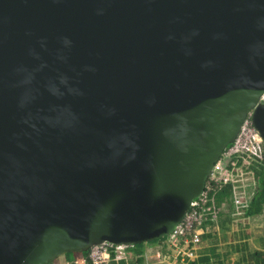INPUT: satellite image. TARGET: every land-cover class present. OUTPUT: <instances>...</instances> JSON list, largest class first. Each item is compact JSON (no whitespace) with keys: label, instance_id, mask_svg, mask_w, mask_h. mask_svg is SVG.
<instances>
[{"label":"water","instance_id":"95a60500","mask_svg":"<svg viewBox=\"0 0 264 264\" xmlns=\"http://www.w3.org/2000/svg\"><path fill=\"white\" fill-rule=\"evenodd\" d=\"M263 96L264 0H0V264L167 238Z\"/></svg>","mask_w":264,"mask_h":264},{"label":"built area","instance_id":"2783aa9c","mask_svg":"<svg viewBox=\"0 0 264 264\" xmlns=\"http://www.w3.org/2000/svg\"><path fill=\"white\" fill-rule=\"evenodd\" d=\"M261 101H264V96ZM257 165L264 167V142L248 118L235 142L213 168L204 193L192 202L189 213L170 236L139 255L133 252L135 245L105 242L89 250L88 263L194 264L203 248V239L217 233L219 228L215 191L231 186L230 200L234 207L231 216L243 224L252 218L247 216L246 210L257 189Z\"/></svg>","mask_w":264,"mask_h":264},{"label":"trees","instance_id":"16d2710c","mask_svg":"<svg viewBox=\"0 0 264 264\" xmlns=\"http://www.w3.org/2000/svg\"><path fill=\"white\" fill-rule=\"evenodd\" d=\"M255 175L258 184L256 192L246 210V214L249 217H255L264 213V167L262 165H257L255 167ZM214 195L219 211V217H231L234 208L232 201L230 200L231 186L228 185L218 189L214 192ZM239 230L235 231L239 233L229 236L230 249L228 250V253H226L227 257L224 260H222V255L216 252V249L213 246L219 243L218 233L215 232L212 235L206 236L203 239V244H210L211 246H207V248L205 247L203 251L201 250L200 256L194 264H227L225 262L230 260H228V258L234 256L236 259L232 261L231 264H264V249L255 248L249 243H246L245 241L248 239L247 233ZM162 240L163 239L153 241L148 243V245L161 244ZM133 250L136 255L141 254L144 250V244L135 245ZM88 254L89 251L80 254L69 253L64 256V259L66 264H74L75 262L80 261V259L85 260L88 263ZM58 263L59 260H56L50 264Z\"/></svg>","mask_w":264,"mask_h":264},{"label":"rangeland","instance_id":"374dc122","mask_svg":"<svg viewBox=\"0 0 264 264\" xmlns=\"http://www.w3.org/2000/svg\"><path fill=\"white\" fill-rule=\"evenodd\" d=\"M240 219V218H238ZM219 228L217 230L218 237H219V243L213 245L216 249V252L220 253L222 255V260H224L227 257L228 250L230 249V241L229 236H233L236 233L235 231H242L246 232L248 235V239L245 241L246 243H249L251 246L259 249H264V213L255 217H252L250 221L247 222V224H243L240 221L238 222L236 217H222L219 222ZM243 224V225H242ZM241 240V239H240ZM206 245V246H205ZM158 246L156 245H145L144 249L146 248H152ZM202 251L207 246H211L210 244H203L202 245ZM80 259V258H79ZM230 259V260H229ZM236 258L231 257L228 258L229 261H226L225 263L231 264L232 261H234ZM58 264H66L64 257L59 259ZM74 264H86L82 263L81 259L80 261L75 262Z\"/></svg>","mask_w":264,"mask_h":264},{"label":"clouds","instance_id":"9594fccd","mask_svg":"<svg viewBox=\"0 0 264 264\" xmlns=\"http://www.w3.org/2000/svg\"><path fill=\"white\" fill-rule=\"evenodd\" d=\"M220 219H221V217H220ZM219 224H220V223H219ZM86 264H89V263L86 262Z\"/></svg>","mask_w":264,"mask_h":264}]
</instances>
